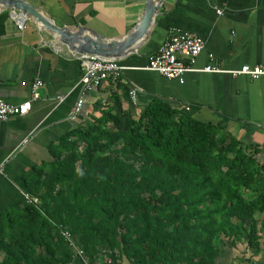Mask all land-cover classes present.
<instances>
[{
    "label": "trees",
    "instance_id": "obj_1",
    "mask_svg": "<svg viewBox=\"0 0 264 264\" xmlns=\"http://www.w3.org/2000/svg\"><path fill=\"white\" fill-rule=\"evenodd\" d=\"M51 150L23 176L30 202L0 211V264H216L241 242L233 264L264 255V158L224 122L154 98L137 118L104 108Z\"/></svg>",
    "mask_w": 264,
    "mask_h": 264
},
{
    "label": "crops",
    "instance_id": "obj_2",
    "mask_svg": "<svg viewBox=\"0 0 264 264\" xmlns=\"http://www.w3.org/2000/svg\"><path fill=\"white\" fill-rule=\"evenodd\" d=\"M26 1L42 9L59 28L86 27L106 39L129 33L146 3ZM4 12L7 20L0 36V100L10 105L31 101L32 84L36 80L43 84L27 115L0 122V211L24 201L23 176L53 160L51 149L64 134L97 118L106 107L137 118L140 109L154 98L175 107L188 106L198 121L226 123L236 139L257 146L261 152L258 158H264V77L251 80L227 73L245 65H264V0H162L151 36L135 54L118 61L125 68L121 77L89 92L79 84L82 57L57 46L33 23L22 21L9 10ZM177 30L204 42L194 69L216 66L225 73H186L179 83L144 70L147 58ZM80 99L83 106L74 115ZM68 264L88 263L76 256ZM95 264L130 263L123 259L113 263L101 257Z\"/></svg>",
    "mask_w": 264,
    "mask_h": 264
},
{
    "label": "built area",
    "instance_id": "obj_3",
    "mask_svg": "<svg viewBox=\"0 0 264 264\" xmlns=\"http://www.w3.org/2000/svg\"><path fill=\"white\" fill-rule=\"evenodd\" d=\"M217 15H221V11H216ZM21 28L22 26L19 25ZM204 49V42L196 35L182 31H174L168 38L165 39L161 47L156 53L147 58V64L143 68L146 71L158 73L168 80H176L183 83V78L186 73L205 72L222 74L224 71L216 66H207L202 70L194 69L196 58ZM83 59V73L79 80L84 91H93L98 89L105 81H117L125 70L118 61L101 59L96 56H85ZM212 61L213 57L209 56ZM233 77L245 76L251 80H258L264 77V65L254 67L242 66L239 70L227 71ZM42 82L36 80L31 86V101L19 104L10 105L0 100V122H6L14 117H22L27 115L32 107V101L39 98V90L42 87ZM134 101V94L132 95ZM83 106L82 99L78 100L73 114L80 113ZM185 110L189 112L190 107L186 106ZM24 200L29 201L28 195H24ZM70 241L68 234H63ZM71 242V241H70ZM72 246V244L70 243Z\"/></svg>",
    "mask_w": 264,
    "mask_h": 264
},
{
    "label": "water",
    "instance_id": "obj_4",
    "mask_svg": "<svg viewBox=\"0 0 264 264\" xmlns=\"http://www.w3.org/2000/svg\"><path fill=\"white\" fill-rule=\"evenodd\" d=\"M161 3L162 0H146L139 22L125 36L115 39L102 38L86 27L59 28L42 9L26 0H0V13L9 10L22 21L33 23L57 46L74 56L122 61L135 54L151 36Z\"/></svg>",
    "mask_w": 264,
    "mask_h": 264
},
{
    "label": "rangeland",
    "instance_id": "obj_5",
    "mask_svg": "<svg viewBox=\"0 0 264 264\" xmlns=\"http://www.w3.org/2000/svg\"><path fill=\"white\" fill-rule=\"evenodd\" d=\"M262 218H259V220ZM243 241V240H242ZM261 247L264 250V232L261 235ZM225 255L216 261V264H233L238 261V259L243 257L245 253V244L243 242L239 243L236 248L230 249V247H226ZM253 264H264V255L260 254L253 258Z\"/></svg>",
    "mask_w": 264,
    "mask_h": 264
}]
</instances>
